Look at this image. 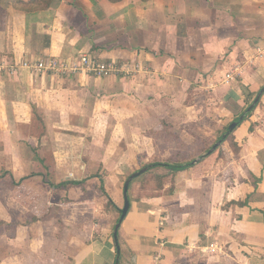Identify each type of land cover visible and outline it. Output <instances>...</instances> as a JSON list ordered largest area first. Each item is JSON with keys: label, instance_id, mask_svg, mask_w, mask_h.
I'll return each instance as SVG.
<instances>
[{"label": "crops", "instance_id": "0c3cea01", "mask_svg": "<svg viewBox=\"0 0 264 264\" xmlns=\"http://www.w3.org/2000/svg\"><path fill=\"white\" fill-rule=\"evenodd\" d=\"M80 52L131 71L22 66ZM263 84L264 0H0V264H264V94L223 156L136 176L113 239L126 177Z\"/></svg>", "mask_w": 264, "mask_h": 264}, {"label": "built area", "instance_id": "2783aa9c", "mask_svg": "<svg viewBox=\"0 0 264 264\" xmlns=\"http://www.w3.org/2000/svg\"><path fill=\"white\" fill-rule=\"evenodd\" d=\"M22 66L37 72L53 74L85 73L95 77L117 73H130L128 62H118L114 59H101L89 53L80 52L73 56H44L35 61L24 60ZM233 77V70L224 74L223 80ZM213 250V244H210Z\"/></svg>", "mask_w": 264, "mask_h": 264}, {"label": "trees", "instance_id": "16d2710c", "mask_svg": "<svg viewBox=\"0 0 264 264\" xmlns=\"http://www.w3.org/2000/svg\"><path fill=\"white\" fill-rule=\"evenodd\" d=\"M255 94L247 93L248 97H247L246 105L231 119V121H233V120L237 121L236 126H238L239 123H241L243 120H245L247 117H249L251 112L254 110V108L259 103L260 98L264 94V92L262 93V95L260 96V98L256 102V104L253 106V108L251 110H249L248 112H246L244 117L241 120H239V115L245 110V108L248 106V104L252 101V99L254 98ZM231 121H229L228 123H226L223 126V129H222L221 133L217 136V139L220 138V136H221V134L223 132H225V130L227 129L228 124ZM235 127L225 136L223 141L225 139H228V138L231 137L232 131L235 129ZM223 141H222V143H223ZM213 143H214V141H206L203 138H201L199 136H196L194 138L193 142H191L189 144L182 143L178 148L174 149L169 154V156L166 159H155V160H152L149 163H146V164H150L149 168L146 171H144L143 173H141L140 175L147 174L148 172H150V170L154 171L156 168H163L168 173H171V174H174V173H176L179 170L186 169V168L192 166V164H193L192 160L195 157L199 156V154H201L202 152L206 151ZM222 143L219 144L216 147V149H219L221 147ZM233 146L234 145L232 143V147ZM146 164H144V165H146ZM162 176L163 175H161V174H155V177H157V178H161ZM132 180L130 181V183L132 182ZM80 182H81V180H65V181H62V182H59V183H54V182H51V181H47V183L50 186H52L53 188H57V187H60V186H67L69 184H78ZM118 211H120V208H118ZM0 223H1V221H0Z\"/></svg>", "mask_w": 264, "mask_h": 264}, {"label": "water", "instance_id": "95a60500", "mask_svg": "<svg viewBox=\"0 0 264 264\" xmlns=\"http://www.w3.org/2000/svg\"><path fill=\"white\" fill-rule=\"evenodd\" d=\"M263 92H264V84L259 88V90L255 94L254 98L248 104V106L245 108V110L239 115V120H241L244 117L246 112H248L249 110H251L253 108V106L259 100V98H260V96L262 95ZM236 124H237L236 120L231 121L228 124L227 129L225 130V132H223L221 134L220 138H218L205 152H203L199 156L195 157L192 160V163L197 162L198 160L202 159L207 154L211 153L222 142L223 138H225V136L234 128V126ZM149 165L150 164H146V165L138 168L137 170H134L124 180L123 189H122L123 190V205L121 207L119 217H118V219L115 222L114 227H113V239H114L115 245L117 247V252H119V246H118V241H117V230H118V227H119L123 217L125 216V214H126V212L128 210V207H129L128 187H129L130 181L134 177H136V176L140 175L141 173H143L144 171H146L149 168ZM117 262L118 261L116 260V263Z\"/></svg>", "mask_w": 264, "mask_h": 264}, {"label": "rangeland", "instance_id": "374dc122", "mask_svg": "<svg viewBox=\"0 0 264 264\" xmlns=\"http://www.w3.org/2000/svg\"><path fill=\"white\" fill-rule=\"evenodd\" d=\"M259 102H260V101H259ZM244 106H245V105H244ZM244 106H243V107H244ZM221 131H222V130H220V132H218V135L221 133ZM218 135H217V136H218ZM216 139H217V137H216ZM229 139H230V138H229ZM226 144H227V143H226ZM218 150H219V151H218V152H219V155H222V156H223V151H222L223 149H218ZM204 152H205V151H204ZM202 153H203V152H202ZM199 155H200V154H199ZM219 155H218V156H219ZM225 162H228V161H225ZM216 171H217V173H215V175H212V176L217 177V178H218V177H221L222 175H218V172L220 173V172L222 171V165H221V164H217V170H216ZM216 171H215V172H216ZM151 175H152V173H149V172H148L147 174H142V175H140V176H141V178H142V180H143V179H145V178H147L148 176H151ZM138 176H139V175H138ZM24 202H27V201L24 200ZM28 202H29V201H28ZM8 231H9V230H8ZM58 235H59V236L61 235V231H60L59 234L57 233V236H58ZM55 238H56V237H55Z\"/></svg>", "mask_w": 264, "mask_h": 264}]
</instances>
